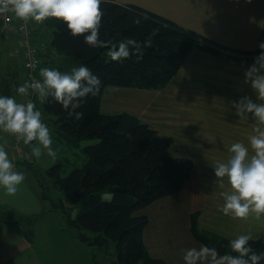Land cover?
Segmentation results:
<instances>
[{"label": "trees", "instance_id": "1", "mask_svg": "<svg viewBox=\"0 0 264 264\" xmlns=\"http://www.w3.org/2000/svg\"><path fill=\"white\" fill-rule=\"evenodd\" d=\"M101 7L104 11L100 29L102 39L118 41L133 36L140 41L146 38L152 41L151 46H144L142 60L111 61L106 56L107 49L89 46L82 35H70L56 18L50 17L44 23L30 19V44L37 49L40 62L37 71L46 64L42 57L46 46L43 42H34L36 34L43 31L49 35L51 50L76 61V65L87 63L102 80L100 92L81 106L84 116L80 120L67 118L59 104L41 100V110L47 115L45 121L51 125L57 141L78 148L83 140H95L82 148L85 155L82 165L73 166L62 175L63 164L57 162L46 172L52 186L64 193L69 205H79L76 215L66 219L67 225L76 229L77 237L89 246L101 245L104 240L101 236L112 241L114 250L103 264H167L148 253L143 231L149 220L138 212L154 201L178 192L189 179L193 163L188 158L171 156L172 139L157 135L135 115L102 113L103 90L107 86L161 89L194 49L233 57L237 54L242 60L248 59L242 54L253 53L225 47L136 4L103 0ZM137 19L139 23H136ZM13 27L15 24L6 29ZM260 51L256 50L254 55ZM24 159L18 158L15 163L32 171L25 165L29 158L24 156ZM41 195L44 199L49 198L45 190ZM52 205L55 208L57 204ZM40 215L19 214L7 209L0 211V220L16 219L15 222L24 227L22 235L30 242L34 238L33 219ZM197 219L198 212H192L189 231L197 242L215 245L221 252L230 250L229 238L200 228ZM251 243L264 249V239L260 237ZM95 259L93 256L94 262Z\"/></svg>", "mask_w": 264, "mask_h": 264}, {"label": "crops", "instance_id": "2", "mask_svg": "<svg viewBox=\"0 0 264 264\" xmlns=\"http://www.w3.org/2000/svg\"><path fill=\"white\" fill-rule=\"evenodd\" d=\"M114 1L137 4L225 47L253 53L242 54L248 56L242 60L237 54L234 58L194 49L161 89L107 86L103 90L102 113L135 115L157 135L172 139L171 156L188 158L193 163L189 179L178 192L139 210L138 213L145 214L149 220L143 231L148 253L167 264H184L182 250L200 244L189 231L192 212H198L200 228L226 238L243 230L264 239V214L257 217L251 213L247 219H237L219 210L221 187L210 166L217 159L227 158L231 143L247 142L256 124L254 119L238 118L229 101L250 91L243 83V72L253 62L254 52L261 50L258 42L264 40V0ZM18 39L14 27L5 29L0 23V93L16 95L21 100L22 95L16 92L15 85L25 81V70L20 55L12 50ZM39 41L46 46L42 53L45 66L60 57L51 50L48 34L46 39L36 34L34 42ZM46 117L42 112V118ZM11 137L12 134L0 130V143H4L9 154ZM16 166L26 171L17 163ZM29 180L25 175V181L14 195L0 191V211L9 209L19 214L40 211L42 202L37 199ZM2 222L7 226L4 219L0 220ZM151 228H161L160 235L149 238ZM7 229L0 228V264H25L24 250L19 246L21 239L26 240L23 228H13L16 235L12 238L8 237ZM159 240L166 253L156 251Z\"/></svg>", "mask_w": 264, "mask_h": 264}, {"label": "clouds", "instance_id": "3", "mask_svg": "<svg viewBox=\"0 0 264 264\" xmlns=\"http://www.w3.org/2000/svg\"><path fill=\"white\" fill-rule=\"evenodd\" d=\"M103 0H0V14L10 8L15 16L37 23L54 17L64 24L72 36L82 35L93 48H105L111 61L143 59L144 46L152 41L128 36L118 41L101 38L104 11ZM139 23V20H136ZM261 51L243 72L245 91L229 101L238 118L256 121L247 142L237 140L228 146L226 159H217L210 166L216 183L221 187L219 210L226 216L247 219L251 213L264 214V40L258 42ZM31 66V65H30ZM41 79L26 80L15 85L22 96L32 93L40 100L56 103L67 118L80 120L81 106L96 96L102 87L101 77L87 63L73 66L70 71L44 66L39 69ZM51 97V100L48 98ZM0 130L22 139L29 148V159L38 158L46 149L49 156H57L54 137L35 100H19L16 95L0 93ZM25 172L10 158L4 143H0V191L16 194L25 181ZM257 237L251 231H237L228 239V249L221 252L215 245L200 243L182 250L184 264H264V249L253 246Z\"/></svg>", "mask_w": 264, "mask_h": 264}, {"label": "rangeland", "instance_id": "4", "mask_svg": "<svg viewBox=\"0 0 264 264\" xmlns=\"http://www.w3.org/2000/svg\"><path fill=\"white\" fill-rule=\"evenodd\" d=\"M4 28L6 29L8 27ZM17 32L19 34V39L16 43L18 44L21 39V34L18 30ZM40 33L43 35L44 39L47 38L46 32L42 31ZM16 43L13 45L12 50L16 54L20 55L23 65L22 51L27 47L25 44L20 43L15 49ZM75 62L76 61L70 58L60 55V57L54 59L53 62L47 63V66L58 67L62 71H70L73 66H78L75 64ZM23 68L25 70L26 81L28 78L24 65ZM36 96V105L41 110V100L37 94ZM18 99L20 98L18 97ZM21 100H24V96H22ZM48 126L52 131L51 125L48 124ZM94 141L95 140H83L81 141V144L78 148H71L64 142L57 141L54 138L52 146L57 152V156L55 158L49 156L47 150L44 149L42 150L40 157L28 159L25 163L28 168L33 170L30 171L29 169L25 168L26 171H23L25 172L26 176L30 178L29 181L36 192L37 199L42 202V208L40 207V211L36 212L40 213L41 215L33 219L34 224L31 226V228H34L35 231L34 241H30V243L28 240L21 239L19 243V246H22V249L24 250L23 252L25 254V258L23 260L25 264H31L33 261L35 262L34 264H103L111 257L114 247L112 241L106 236H101L104 238L101 245L89 246L77 237V231L74 229V227H69L67 225V216L70 215L73 218L79 210V205H73L71 207L66 200L64 193L52 186L51 178L46 172L48 167L57 162H62L63 164L64 170L61 172L62 175H65L73 166L82 165L85 159L82 148L85 145L92 144ZM23 147V155L18 156V154L15 153V150L13 149V142L11 140L9 154L11 156L10 158H12L14 161L18 160V158H23V160H26L24 159V156H29V148L24 144V142ZM43 190L49 193V198L44 199L42 197L41 193ZM52 203L57 204L55 208H53ZM15 220L12 218L9 222H7V226L4 225L5 223L3 222V224L0 223V228H8V237L11 238L16 235V232L13 230V228H24L23 226H20V224H17ZM159 230H161V228H151V235L149 234V238L151 236L160 235L161 232ZM85 232L89 234H95L94 232L88 230H85ZM158 242L159 246L156 247V251L159 252L162 250L165 252L163 246L160 245V240ZM93 256H95L96 262H94Z\"/></svg>", "mask_w": 264, "mask_h": 264}, {"label": "built area", "instance_id": "5", "mask_svg": "<svg viewBox=\"0 0 264 264\" xmlns=\"http://www.w3.org/2000/svg\"><path fill=\"white\" fill-rule=\"evenodd\" d=\"M0 22L4 27H9L15 24L16 29L21 34V39L18 44L23 43L27 47L22 51L23 65L26 69L27 78L28 80L39 79L37 70L39 68L40 62L37 58V49L32 47L30 44V32L32 29V23L30 19L25 20L15 16L14 11L10 8L7 12L0 14ZM18 44H16L15 49L18 47ZM35 96V93H32L29 96H24L23 101L28 99L34 100ZM11 140L13 142V149L15 150V153H17L18 156H22L24 153L23 140L17 139L13 134Z\"/></svg>", "mask_w": 264, "mask_h": 264}]
</instances>
